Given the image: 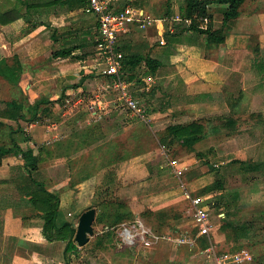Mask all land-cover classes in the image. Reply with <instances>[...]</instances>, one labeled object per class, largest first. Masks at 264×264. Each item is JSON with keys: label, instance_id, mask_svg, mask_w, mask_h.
Here are the masks:
<instances>
[{"label": "crops", "instance_id": "obj_1", "mask_svg": "<svg viewBox=\"0 0 264 264\" xmlns=\"http://www.w3.org/2000/svg\"><path fill=\"white\" fill-rule=\"evenodd\" d=\"M177 1L182 5L177 6L173 13H167ZM39 2L42 0H0V12L18 8L21 13V17L16 20L0 24V76L9 85L15 86L10 93L16 90L23 95H31L34 99L38 94L31 90L32 84H55L54 96L57 99L53 101L63 100L77 87L88 93L87 83L90 81L89 76H92H88L89 68L93 66L88 62L91 49L89 43L94 44L96 41V17L86 6L68 10L59 5L47 7L39 4L27 10V3L37 5ZM118 4L142 8L153 18L161 20L147 28L133 27L130 32L119 38L117 45L124 52L149 54L159 63L154 74H144L146 67L143 63L136 71L137 75L142 70L144 74L143 86L139 90L148 91V94L155 95V98L167 100L163 103L162 110L147 113L146 109V121H151L150 115L151 118H169L176 113H184L189 119L199 121L203 125L201 138L189 151L193 153L190 156L192 160L207 165L209 172L202 170L195 174L187 182V186L192 196H202L205 199L209 212L215 209L217 213H223L221 217L215 213V219L211 214L214 227L208 242L248 245H258L261 241L264 243L260 236L262 234L255 233L264 229V201L262 205H257L256 209L248 202L257 196L264 199V66L263 69L261 67L264 60L260 61L246 45L233 39V33L218 45H206L204 37L191 30L180 33L179 31L187 26L183 22L173 21L171 17L174 14L180 15L179 9L184 0H118ZM209 7L211 14L214 6ZM225 7L224 5V9ZM83 13L80 21L81 16L74 17ZM207 19L206 23L199 20L201 28H206L212 21L208 17ZM50 21L53 22L51 25ZM64 31L66 34L60 35L58 39L56 34ZM43 33L46 37L42 36ZM174 33L176 34L171 36ZM230 38L233 41H230ZM160 39H163V44L159 43ZM65 47L72 50L69 56H53L55 51ZM135 47L139 49L132 51ZM74 79L80 84L76 88L68 85V82ZM135 80L129 81L131 86L135 85ZM35 100L42 99L37 97ZM150 108L151 106L148 107ZM73 111H64L62 117L66 114L69 117L84 114V121L90 122L84 109ZM80 112L82 113L78 114ZM113 112L122 113L118 110ZM79 120L78 118L77 121ZM0 121L5 123L9 120L0 117ZM35 123H38L37 120L31 122L28 128L31 130ZM5 127L7 125L2 129ZM58 128V122L45 127L44 134L47 138L43 143H60V140L66 142L65 150L50 158L52 168L59 170L58 166H61L65 173L62 177H53L51 186L40 180L48 190L59 197L56 223L60 225L64 221H70L76 227L78 206L81 207L85 197L90 194L87 188L90 185V174L80 168V171L77 170L76 162L80 160L82 164L86 163L82 156L100 135L93 138L88 127L85 129L86 133L76 135L78 131H74L71 135H63L64 139L56 132ZM7 129V136L11 140L14 139L11 134L13 129ZM47 132L52 134H46ZM29 140L26 142L31 145ZM21 143L23 142H19L20 146ZM38 157L39 168L44 159L40 160V155ZM10 160L11 156L5 157L0 164V264H64L63 250L66 241L46 240L42 235L41 213L29 202H13L17 192L10 180L15 175V167L20 166L23 161L18 157L14 162L15 167H10ZM10 168L14 170L11 176ZM224 168L232 173L224 171ZM51 173L54 174V171ZM259 180L263 183L261 187L256 186ZM216 181H222V187L209 190ZM246 185L251 187L246 189ZM100 190L98 185L95 196ZM11 196H14V199L10 200ZM226 199L231 200L228 207L225 206ZM224 221L234 226L244 224L247 230L241 235L242 238L235 237L236 234L230 227L223 226ZM116 233L117 230L115 238ZM91 237L82 247L77 246L79 250L92 246L91 251L78 250V254L72 256L68 264H75V260H81V264H94L92 260H97L98 263L104 261L102 259L109 249L108 240L100 236L93 238L94 243H91ZM253 250V264H264V249L259 246ZM128 253L132 254V251ZM124 254L121 250L115 252L114 256L123 257ZM207 262L212 264L210 260Z\"/></svg>", "mask_w": 264, "mask_h": 264}, {"label": "rangeland", "instance_id": "obj_2", "mask_svg": "<svg viewBox=\"0 0 264 264\" xmlns=\"http://www.w3.org/2000/svg\"><path fill=\"white\" fill-rule=\"evenodd\" d=\"M180 5L182 4L177 1V4H174V7L171 6L169 14L173 13V10L175 8L177 9V6ZM211 5L214 6V9H212L211 12L212 28H223L222 10L224 9V5ZM239 11L240 14L235 20L224 25L223 29L226 33V37L231 36L233 33V39L238 40L240 44L246 45L254 56H257L259 60L262 61L264 60V0H245L240 6ZM80 16L81 18H79V21L84 16V13L75 15L74 17L76 18ZM52 23L53 22L50 21V25ZM47 29L48 28H46V31ZM65 34L66 31L63 33H57L56 37ZM42 36L46 37L44 33ZM58 39H60V37ZM231 40L232 39L230 38V41ZM89 45H91V49L88 53V62L93 66H90L89 68L90 72L88 76H92H89L90 81L87 83V89L92 91L96 87V84L102 80V77L99 74V69L96 65L97 54L96 47L94 46L95 44L90 42ZM137 49H139V47H135L132 51H136ZM263 64L262 61V69L264 66ZM32 71L34 72V70ZM142 71L139 72L136 79V81H140V84L138 82L131 86V92L138 98L143 108L145 110L147 109V113L154 110H162L164 106L163 103L167 101L166 99L155 98L156 96L149 95L148 91L139 90L143 86L142 79L144 74H142ZM74 83H76V79L68 82V85ZM55 86V84H47L46 86L30 85L31 90L38 94V99L43 100L44 98H48L50 103L42 104L39 102L41 100H35L37 97L34 99L31 95H23L20 91L15 90L14 93H10L15 89V86L11 84L9 85V83L0 76V110L5 109V102H11V100L21 103L22 114H25L27 118L31 117L34 106H37L39 109L42 107L47 108V111L45 112L48 113H45V115L44 113L40 114L37 112L38 123H35L36 125L33 126L31 130L28 128L30 123L23 120L16 122L6 121L5 123L7 127H11L13 130L14 127H16L15 131L17 132L11 133L16 140L22 141L24 137H27L28 140L30 139L29 141H31L32 144L29 145L25 141L21 143L23 148L32 147L34 154L36 156L40 155V160L44 159L40 162L39 168L34 172V175L37 179H41L48 186H51L50 181L53 177H62L65 173V170L63 171L61 166H58L59 170L52 168V161H50V158L60 155L61 152L65 150L67 144L64 140H60V143L54 141H49V143H46V141L43 143L47 138V136L45 138L44 134L46 132L45 127L58 122L59 128L56 132L62 137L67 134L71 135V132L73 133L74 131H78L76 135L82 132L86 133L85 129L88 127L93 138L100 135V138L88 147L89 150L87 153L83 154L82 158L86 163L82 164L80 160H77L76 162L77 170L80 168L81 170H84L85 173L88 172L90 174V185L87 187L90 190V194L85 197L86 199L81 206L82 208L78 206L76 215L79 217L84 210L90 208V206L94 207L97 218H95L96 220H94L93 223L94 234L93 237H91V243H94L93 238L100 237L103 233H106V236L109 239L107 241L109 249H107V252L102 259L104 261L98 263L97 260H92V263L209 264L207 262L208 258H206V254L202 252L204 247L209 243L207 239H201L196 247L176 245L171 241L162 240L159 241L157 245L152 246L151 249H148L141 245L136 247L123 246L120 245L119 240L115 238V230L121 227L120 225L122 223H131L136 218H139L145 226L159 235L166 234L167 232L173 233L175 231H191V234L194 232L190 228L192 218V211L189 210L190 205L188 200L184 198L183 193L178 186L177 179L173 176L171 169L167 166L166 158L176 159L178 162H186L188 170L182 177L186 186L188 184L187 182H189L195 174L202 170L209 172V168L201 162L192 160L190 156H192L193 153L187 148L181 147L177 144L169 145L167 142L164 147L159 143L161 136L165 133V126L168 123L173 122L172 119L174 115L169 118L168 116L163 118L160 116L157 118H151L150 115L151 121L149 120L148 122H144L137 116H133V114L128 111L119 114H117L118 112H113L110 116L105 117L100 121L89 119L88 121L90 122L84 121V114H81L82 112L78 113L81 114L79 116L74 115L69 117L66 114L65 117H62L65 109L63 108L61 100L52 103L53 100L57 99L54 96ZM150 106L151 108L148 109ZM81 110L83 109L78 107L75 111L78 112ZM78 118L80 119L79 121H77ZM180 120L189 121L190 119L189 117H183V119L181 118ZM7 127L0 129V144H10L11 139L7 136ZM46 134L52 133L47 132ZM17 159L18 157L13 158V156H11V162H8L9 164L11 163L10 167H15L14 162ZM223 170L232 173L227 168H224ZM10 171H12L10 172L11 176L14 172L13 168H10ZM51 171H54V174L51 173ZM249 174L257 175L256 173ZM256 184L258 187L263 185L260 180L259 182H256ZM98 185L101 190L96 192V194L99 195L97 198L98 195L95 196V191ZM248 187L250 188L251 186ZM248 187L247 185L245 186L246 189ZM187 189H189L188 186ZM12 199H14V196L10 197V200ZM263 201L264 199L260 196H257L252 201L248 200L253 209H256V207H258L257 205H262ZM115 209H122L121 220H116L114 215ZM210 213L213 215V219H215L216 217L214 214L217 213V211L213 209ZM70 218L73 219L72 216H70ZM255 233L262 234L263 236L260 235L261 239H264V229H260ZM103 238L105 237L103 236ZM112 240L114 243L110 242ZM256 240H258V238ZM238 245L240 248H247L251 253H254L253 249L256 247L259 248V246L264 249V243L262 241L261 243H258V245L255 243H251L250 245L218 243V247L221 250H235L234 248ZM91 248L92 246H90L89 249L81 248L79 251L88 252L91 251ZM121 250L125 252V254L122 255L123 257H115V252ZM131 251L132 254L128 253ZM78 263L81 264L83 262L81 260L76 262L75 260V264ZM243 264H253V262L251 261Z\"/></svg>", "mask_w": 264, "mask_h": 264}, {"label": "built area", "instance_id": "obj_3", "mask_svg": "<svg viewBox=\"0 0 264 264\" xmlns=\"http://www.w3.org/2000/svg\"><path fill=\"white\" fill-rule=\"evenodd\" d=\"M86 8L96 17V65L102 80L88 93L80 87L74 89V92L65 97L63 108L70 112L81 107L88 113L89 119L95 121L108 117L116 110L128 111L133 116L146 121L145 109L131 92V83L125 80L121 74L122 53L117 48V41L135 26L147 28L150 24L155 25L157 21L161 20L153 18L142 8L136 6H119L118 0H88ZM171 18L173 21L183 22L187 27L192 23L190 19H183L179 14H174ZM199 20L205 23L208 21L207 17ZM159 43L163 44V39H160ZM166 160L167 166L178 181L184 198L190 203L189 210L192 211L190 228L195 232L191 234V231H175L159 235L145 226L139 218H136L133 222L126 223L127 225L122 223L121 227L117 229L116 238L120 245L152 247L159 241L168 240L176 245L196 247L199 237L205 236L208 239L214 223L205 199L202 196H192L182 179L188 170V165L178 162L176 159L166 158ZM217 216L221 217L223 213H218ZM202 252L206 254V258L212 264H243L252 260V253L247 248L221 250L215 242H209Z\"/></svg>", "mask_w": 264, "mask_h": 264}, {"label": "trees", "instance_id": "obj_4", "mask_svg": "<svg viewBox=\"0 0 264 264\" xmlns=\"http://www.w3.org/2000/svg\"><path fill=\"white\" fill-rule=\"evenodd\" d=\"M245 0H184L183 6L180 7L179 13L183 19H190L192 21L189 27H184V29L180 30V33L184 31L191 30L198 36H204L206 45H218L224 42L226 38V33L224 31V25L228 24L230 21L235 20L240 14V6ZM52 6L59 5L60 7H64L68 10L85 7L88 4V0H42L36 4L30 3L26 4L27 10L36 7V6ZM211 4H222L225 5V9L223 11L222 16V26L223 28L214 29L212 28V21L209 22L206 28H201L199 26V19L203 17H208L211 20V14L209 13V6ZM169 13V12H167ZM21 17V13L18 8H12L4 12H0V24H8L17 18ZM171 34V36L175 35ZM178 34V33H177ZM97 35V33H96ZM168 41V40H167ZM97 46V41L94 42ZM117 48L122 53V76L127 81H132L133 79H137L138 75L136 74L137 68L143 63L146 67L144 70V74H154L159 66L158 61L151 57L149 54H141L135 52H124L121 47L117 46ZM71 48H62L53 53L54 57H67L71 54ZM1 73V69H0ZM136 81V80H135ZM140 81H136L137 84ZM142 84V83H141ZM79 82L74 83L73 88L79 86ZM65 99V98H64ZM63 100L61 103L63 104ZM59 101V100H58ZM42 104H49L48 98H44L39 101ZM57 101H52V103ZM5 109L0 110V117L6 118L9 121H27L29 123L38 120L37 112L42 114H47V108L42 107L39 109L37 106H34L32 110V114L30 118L22 114L21 111V103H17L15 101L5 102ZM39 110V111H38ZM42 110V111H41ZM184 113H176L172 119L173 122L168 123L165 126V133L161 136L159 143L165 147V143L169 145L177 144L181 147L187 148L191 150L193 144L201 138V134H203V125L201 122L190 119L189 121L180 120L183 117H187L183 115ZM6 123L0 121V129L4 127ZM20 131V130H19ZM17 132L15 130L12 133ZM27 137L21 141L16 140L15 138L11 140L9 145H1L0 146V164L3 158L8 156L20 157L22 159V164L20 166H16L15 175L11 177L10 184L17 192V197L13 201L15 204L20 202H29L38 212L41 213V217L43 219L42 226V235L46 240H63L66 241L65 247L63 250L64 264H68L72 256H76L78 254L79 248L73 240L75 234L74 224L70 221H64L60 225L56 223V217L58 212L59 205V197L56 193L48 190L45 187V184L36 178L34 172L38 170V161L39 157L34 154V151L30 147L22 148L19 145V142L27 141ZM222 187V181H216L210 189H220ZM104 191V190H102ZM99 195L97 196V198ZM219 200V199H218ZM231 200H225V206L228 207ZM219 202V201H218ZM222 202V200L220 201ZM219 202V204H220ZM224 202V200H223ZM107 208V207H105ZM122 209H115L114 215L116 220H121L122 217ZM97 218V216L95 217ZM96 220V219H95ZM223 226L230 227L234 232L235 237L242 238L241 235L246 231L245 225H231L230 222L224 221ZM195 232V230H193ZM107 234L103 233L101 237H105L106 240H109L106 236ZM246 236V233H245ZM244 236V237H245ZM201 239H207L205 236L199 237L197 241H201ZM207 245V244H206ZM207 247V246H205ZM204 247V248H205ZM234 249H240L238 245ZM233 250V249H232Z\"/></svg>", "mask_w": 264, "mask_h": 264}, {"label": "water", "instance_id": "obj_5", "mask_svg": "<svg viewBox=\"0 0 264 264\" xmlns=\"http://www.w3.org/2000/svg\"><path fill=\"white\" fill-rule=\"evenodd\" d=\"M96 217V210L90 207L84 210L78 217L75 234L73 237L74 242L78 247L85 245L89 238L94 234L93 222Z\"/></svg>", "mask_w": 264, "mask_h": 264}]
</instances>
